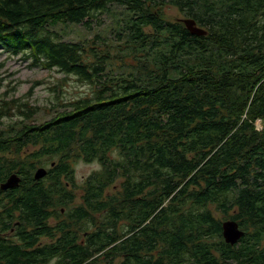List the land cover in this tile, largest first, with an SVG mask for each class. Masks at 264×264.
<instances>
[{
  "label": "trees",
  "instance_id": "obj_1",
  "mask_svg": "<svg viewBox=\"0 0 264 264\" xmlns=\"http://www.w3.org/2000/svg\"><path fill=\"white\" fill-rule=\"evenodd\" d=\"M112 6L114 45L50 29L93 30ZM0 48L92 90L35 125L38 110L0 102V130L13 109L22 119L0 132V186L23 182L0 188V234L18 220L23 242H0V264H264V0H0ZM78 162L99 169L58 226L62 249L35 248L75 198L66 183ZM227 220L245 231L234 246ZM73 229L87 241L64 249Z\"/></svg>",
  "mask_w": 264,
  "mask_h": 264
},
{
  "label": "rangeland",
  "instance_id": "obj_2",
  "mask_svg": "<svg viewBox=\"0 0 264 264\" xmlns=\"http://www.w3.org/2000/svg\"><path fill=\"white\" fill-rule=\"evenodd\" d=\"M122 9L118 6H112L109 12L98 15L92 21L93 30H87L83 25L65 24L59 25L51 30L59 32L63 41L78 42L90 40L96 35H100L108 45L116 43L115 26L116 18ZM168 15L173 19H183L184 16L176 9H168ZM101 44V46H102ZM103 47V46H102ZM104 49V47H103ZM114 53V52H113ZM126 62H130L127 59ZM0 102L17 101V105L28 104L30 107L38 110L39 115L35 116L32 124L51 119L57 112L64 111V105L78 98L86 97L91 93V86L79 82L74 76H65L56 71H49L43 67H35L31 61H26L22 56H9V54L0 48ZM6 93V96H5ZM16 116L13 118H3L2 129L5 125L14 122H20V116L16 109H13ZM39 118V120H38ZM27 123H29L27 121ZM258 128H263L264 123L260 122ZM0 130V132H1ZM74 166L75 182L78 185L92 172L99 169L98 164H86L78 162ZM49 168L50 166H46ZM71 207H69L70 209Z\"/></svg>",
  "mask_w": 264,
  "mask_h": 264
},
{
  "label": "flooded vegetation",
  "instance_id": "obj_3",
  "mask_svg": "<svg viewBox=\"0 0 264 264\" xmlns=\"http://www.w3.org/2000/svg\"><path fill=\"white\" fill-rule=\"evenodd\" d=\"M52 167H54V165H52ZM40 168H45L49 174L50 168H47V167H40ZM48 174H47V176H48ZM19 176L21 177V175H19ZM21 179H22V177H21ZM37 181H39V180H37ZM22 184H23V182L21 181L19 187H15V188H12V189H9L6 191H2V190L1 191L5 192V193L6 192H14V191L18 190V188H20V186ZM46 184H49V182H47ZM66 184H67L69 195L71 197L75 196V198L73 200H71V202L69 200V204L66 205V207L62 206V207L56 209L58 213L53 214V216H51L49 218L50 227H53L51 234H41L40 236H37L35 248L44 247L47 245V246H57V247H54L53 249H62V247L60 246V240H61L62 233L58 230V226L61 223H66L67 225H69V221L66 220V217H64V214L69 210V207L77 208L78 204H80L83 201L82 196L84 194V191L81 188L82 186H84V182L81 183V185H79V188H78L77 183H74L73 185H71L70 183H66ZM56 210L51 208V211H56ZM6 222H7L6 220H4V222L3 221L0 222V229L5 227ZM19 223L20 222L18 220H12L11 223H8V226L10 228L7 231H5L4 233L0 234V242L5 240V241H7L11 244H14V245H23V242L20 240V236L18 235V232L16 231V227L19 225ZM73 226H75V225H73ZM66 231H67V234L69 232H71L69 229H67ZM31 232L35 233L36 235H39L37 229H33ZM87 236H88V232L78 231V230L73 229V234H69V236L67 238L68 242H64L65 245L68 244V247L65 248V245H64L63 248L64 249H70L71 244H72V246H77L78 244L84 246L86 241H87ZM53 264H55V263H53Z\"/></svg>",
  "mask_w": 264,
  "mask_h": 264
},
{
  "label": "water",
  "instance_id": "obj_4",
  "mask_svg": "<svg viewBox=\"0 0 264 264\" xmlns=\"http://www.w3.org/2000/svg\"><path fill=\"white\" fill-rule=\"evenodd\" d=\"M182 21L191 34L195 36L207 35V31L199 27L194 20L185 19ZM47 174L48 172L45 168H39L35 171L34 178L35 180H41L44 179ZM21 181L22 179L18 174H12L6 180V182L0 186V188L2 191H6L15 187H19ZM222 230L224 241L231 246L236 245L245 236V231H243L240 228L239 223L234 220H227L223 222Z\"/></svg>",
  "mask_w": 264,
  "mask_h": 264
},
{
  "label": "built area",
  "instance_id": "obj_5",
  "mask_svg": "<svg viewBox=\"0 0 264 264\" xmlns=\"http://www.w3.org/2000/svg\"><path fill=\"white\" fill-rule=\"evenodd\" d=\"M260 122H261V121L258 120L257 123H256V126H257V129H258V130H261V129H262V128H258V127H259L258 124H259Z\"/></svg>",
  "mask_w": 264,
  "mask_h": 264
}]
</instances>
